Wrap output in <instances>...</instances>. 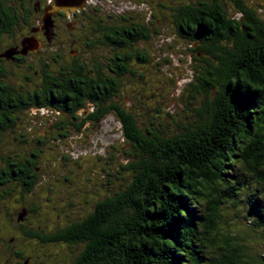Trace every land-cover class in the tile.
Listing matches in <instances>:
<instances>
[{
	"label": "trees",
	"instance_id": "1",
	"mask_svg": "<svg viewBox=\"0 0 264 264\" xmlns=\"http://www.w3.org/2000/svg\"><path fill=\"white\" fill-rule=\"evenodd\" d=\"M229 1L135 0L136 9L116 16L95 11L105 22L102 30L92 17L91 28L80 32L82 40L66 46L69 51L56 49L51 111L68 120H45L30 130L33 143L22 144L38 157L34 183L48 172L41 152L50 147L51 129L65 137L67 122L77 130L114 116L121 132L120 158L98 182H116V188L97 195L84 213L53 225L44 223L56 207L51 191L82 170L48 178L42 192L34 184L41 227L39 237L25 240L36 247L33 264H264V253L252 244L253 234L264 244V0L258 9L245 0ZM168 17L175 35L194 51L193 59L205 65H193L192 81L181 101L175 98L176 107L185 110L189 97L198 105L183 112L180 121L166 108H148L141 124L134 107L137 99L144 102L121 104L120 80L126 73L145 77L134 65L149 62L147 42L152 32L167 28ZM103 48L114 55L103 58ZM40 102L39 110L46 99ZM171 123L174 127L166 129ZM62 160L63 165L71 161L68 154ZM85 163L76 168L84 169ZM53 180L62 182L53 185ZM70 195L76 194L66 190V198ZM47 245L65 250V259L48 253Z\"/></svg>",
	"mask_w": 264,
	"mask_h": 264
},
{
	"label": "flooded vegetation",
	"instance_id": "2",
	"mask_svg": "<svg viewBox=\"0 0 264 264\" xmlns=\"http://www.w3.org/2000/svg\"><path fill=\"white\" fill-rule=\"evenodd\" d=\"M130 2L135 0H0V264H33L25 240L39 237L34 180L40 167L33 149L22 144L34 141L31 131L41 97L44 109L51 111V69L57 55L51 49L82 40L80 32L91 28L92 17L102 30L105 22L97 13L116 16L136 9H128ZM9 139L12 149L5 146Z\"/></svg>",
	"mask_w": 264,
	"mask_h": 264
},
{
	"label": "rangeland",
	"instance_id": "3",
	"mask_svg": "<svg viewBox=\"0 0 264 264\" xmlns=\"http://www.w3.org/2000/svg\"><path fill=\"white\" fill-rule=\"evenodd\" d=\"M245 2L255 9H258L261 5L258 4L260 2L259 0H245ZM123 6L119 9H122ZM135 6L134 2H130L128 9H132ZM228 6H232L230 1ZM119 9L117 10L120 11ZM170 20L171 18L168 17L167 28L161 29L159 34L152 32V38L147 42V54L150 55L149 62L147 64L138 62L134 65L135 70L138 73H145V77H127L128 73H126L120 80L119 96L121 104H127L126 106H128V103L130 106L135 105V100L137 98H140L144 102L142 104L138 102L137 99V105L134 107L136 119L141 124L143 118L146 117L144 114L145 110L148 108H166L168 111H172V115L180 121L183 112H188L191 108L198 105V99L194 100L189 97L188 100L190 103H188V106H185V110L182 109L183 106L180 107L179 110L178 107H176L177 103L175 98H177L178 101H181L182 93H185V89L188 87V82L192 81L191 68H193V65L200 67V69H202L201 67H205V65L203 61L199 62L193 59L195 55L194 51L191 48L189 49L187 43L178 37L177 34L175 35V28ZM67 48L69 47H65V49L69 51ZM51 51L55 52L56 49H51ZM113 52L114 51L107 52L106 49L103 48L100 54L103 58H108L114 55ZM189 55L191 59L189 58ZM64 56H67V54ZM211 60L215 61L214 59ZM182 77H186L185 80L178 83V79H181ZM174 99L175 102L172 103L171 100ZM36 111L40 114L41 121H39V115H37L38 121L34 123L32 128L33 131L37 127H42L45 120L49 118H51V122L49 123H54L60 120L66 122L68 120L67 115L64 113H54L52 111H47V109L44 108L41 110L36 109ZM165 120H169V118L165 117ZM172 123L169 124L166 129L169 130L173 128L174 126ZM62 128L63 132H67V136L56 137L51 129V140L46 143L51 149H47L45 150V153H43L44 149L50 148L46 145L43 146L41 154L42 156H46V159L44 158V160L48 172H46V175L41 178L42 181L35 184V188L38 189L39 192H42L44 185L40 188L41 184L47 182L48 178L53 179L62 177V174L64 175L67 173V169H73L75 172H77V170H82V172H77V175L72 173L71 176L73 179L71 182H64L62 187H58L57 190L51 191L52 198L54 197L57 199L55 203L52 204L56 205V207L54 209L51 207V225L58 220L68 218L73 213H84L87 209H90L88 203L97 195L103 196L111 193L112 186L116 188V182L109 183L111 185L106 186H100L98 182L100 181L103 183L101 175L104 170L109 169V171H113L114 166L120 158V152L118 150L121 146L119 139L121 132L119 123L117 124L114 116H109L104 119V122H93V124L85 125L77 130L69 125V122L65 123ZM42 129L43 128L40 130ZM11 136V133L7 134V137ZM8 142L10 141L8 140ZM5 146L12 149L15 145L5 144ZM84 149L87 150V153H82ZM6 151L7 150H4V152ZM103 151H106L104 155L102 153ZM77 153L79 155L81 154V158L79 156L77 157ZM65 154L69 155L71 161H68V164L63 165L62 159ZM110 156L111 160L108 163L107 159H109ZM103 161H107L106 166H103ZM84 162H88L84 164V169L80 167L76 168V165L79 163L83 164ZM43 178L46 180L44 181ZM60 181L61 180H53L51 183L55 185L56 182ZM66 190L73 191L76 195H70V198L68 196L66 198ZM42 195H44V193H42ZM61 197L62 199L59 200ZM76 198L79 199V201L74 202L76 201ZM68 202L74 203L68 205ZM43 204L45 205L46 202H42V205ZM47 206L49 207L50 205L47 204ZM86 206L88 207L87 209H85ZM41 208L43 211L44 207L41 206ZM56 214L59 215L58 219L56 218ZM252 239L253 246L264 253V244L262 243V240L259 239L256 234H253ZM25 249L33 255L36 247L25 243ZM47 250L49 251L48 253H55L56 256L65 259V250L63 252L61 248L57 246L51 247L49 245H47ZM60 258L56 259L52 257L51 260H56L59 263ZM30 259L31 261L33 260L32 256Z\"/></svg>",
	"mask_w": 264,
	"mask_h": 264
},
{
	"label": "water",
	"instance_id": "4",
	"mask_svg": "<svg viewBox=\"0 0 264 264\" xmlns=\"http://www.w3.org/2000/svg\"><path fill=\"white\" fill-rule=\"evenodd\" d=\"M74 2H75V1H74ZM74 4H75V3H74ZM74 4L72 3V5H74ZM76 4H77V2H76ZM70 8H71V7H70ZM63 10H66V8L64 7Z\"/></svg>",
	"mask_w": 264,
	"mask_h": 264
}]
</instances>
